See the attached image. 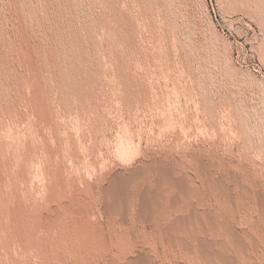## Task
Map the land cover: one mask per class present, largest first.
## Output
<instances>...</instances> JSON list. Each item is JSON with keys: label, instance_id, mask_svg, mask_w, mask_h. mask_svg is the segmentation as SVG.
<instances>
[{"label": "rangeland", "instance_id": "obj_1", "mask_svg": "<svg viewBox=\"0 0 264 264\" xmlns=\"http://www.w3.org/2000/svg\"><path fill=\"white\" fill-rule=\"evenodd\" d=\"M202 241L264 264V0H0V264H223Z\"/></svg>", "mask_w": 264, "mask_h": 264}, {"label": "bare ground", "instance_id": "obj_2", "mask_svg": "<svg viewBox=\"0 0 264 264\" xmlns=\"http://www.w3.org/2000/svg\"><path fill=\"white\" fill-rule=\"evenodd\" d=\"M157 164V163H156ZM162 164H163V162H162ZM163 165H165V164H163ZM163 165H155L154 164V166L152 167V166H150V168L151 169H147V170H153L154 172H157L158 174H159V182H160V185L162 184V185H169V186H171V187H175L176 189H179L181 192H182V194L184 193L186 196L187 195H189V193H191L192 192V190H190V189H188L187 187L188 186H186L185 185V182H180V181H178V180H176L175 179V177H173V175H172V172H170L168 169H166ZM203 167V166H202ZM205 167V166H204ZM148 168V167H147ZM206 169H207V167H205ZM208 169H209V167H208ZM149 172V171H148ZM140 173V172H139ZM142 173V172H141ZM153 174V173H152ZM145 175V174H144ZM136 177H137V175H136ZM119 178V177H118ZM121 178V177H120ZM119 178V179H120ZM136 179V178H135ZM181 179V178H180ZM239 179V178H238ZM128 180V179H127ZM130 180V179H129ZM186 180V179H185ZM126 180H125V178H124V180H119L118 182H115V184L109 189V194L110 195H112L114 198L113 199H115V201H114V203L110 206V211H113V212H118L120 209H121V207L124 205V200H122V198L120 199L119 198V195L121 194H126L127 195V193H128V190H129V188L127 187V185L129 186L130 184H128L127 183V185H126V182H125ZM134 181V180H133ZM129 182V181H128ZM148 182V181H147ZM188 182V181H187ZM191 183V182H190ZM213 183V182H212ZM190 186V185H189ZM245 186V185H244ZM248 186V185H247ZM152 187V186H151ZM163 187V186H162ZM169 191V190H168ZM190 191V192H189ZM145 192H147V191H145ZM179 192V191H178ZM148 193V192H147ZM108 194V195H109ZM109 195V196H110ZM128 195H129V193H128ZM154 195V194H153ZM151 196L150 195V193H149V195H147V196H145V198H144V204H143V212L144 213H146V214H150V213H152L153 211H152V209L153 210H155V208H153V205H158V203H160V201H158V199H157V197H154V196ZM192 195V194H191ZM203 195V194H202ZM259 195V194H258ZM130 196V195H129ZM158 196V195H157ZM190 196V195H189ZM261 196V195H260ZM123 197H124V195H123ZM142 197V196H141ZM128 198V197H127ZM159 198V197H158ZM263 198V197H262ZM175 199V198H174ZM190 199V198H189ZM223 199V198H222ZM261 199V198H260ZM128 200V199H127ZM126 200V201H127ZM159 200H160V198H159ZM124 201V202H123ZM129 201V200H128ZM175 202H176V200H175ZM199 202V201H198ZM225 202V201H224ZM110 204V203H109ZM128 204V203H127ZM142 204V203H141ZM163 204V203H162ZM195 205V204H194ZM68 206V205H67ZM72 206V205H71ZM160 206V205H159ZM107 207V206H106ZM125 207H126V205H125ZM158 207V206H157ZM61 209V208H60ZM121 211V210H120ZM156 211V210H155ZM142 212V211H141ZM141 212H140V214H141ZM61 213V212H60ZM66 213V212H65ZM111 213V212H110ZM122 213V212H121ZM193 213V212H192ZM196 213V212H195ZM203 213H204V211H203ZM58 212H57V216H58ZM67 214V213H66ZM114 214V213H113ZM197 214V213H196ZM199 214V213H198ZM215 214V213H214ZM65 215V214H64ZM68 215V214H67ZM152 215H154V213L152 214ZM193 215V214H192ZM56 216V217H57ZM60 216V215H59ZM58 216V217H59ZM66 216V215H65ZM149 215H147V217H148ZM212 215H210V219H211V221L213 220L212 218H213V216L211 217ZM55 217V218H56ZM64 217V216H63ZM156 217V216H155ZM196 217H197V215H196ZM195 217V218H196ZM209 217V216H208ZM60 218H62V216L60 217ZM70 218H71V216H70ZM182 218V217H181ZM192 218H194V217H192ZM192 218H191V220H192ZM194 218V219H195ZM199 218V217H198ZM56 219H58V218H56ZM66 219V218H65ZM125 219V218H124ZM209 219V218H208ZM62 220V219H61ZM68 220H70V219H68ZM71 220H73V219H71ZM70 220V221H71ZM127 220V219H126ZM185 220V219H184ZM199 220H200V218H199ZM228 220V219H227ZM195 221H197V219H195ZM214 221V220H213ZM217 221H218V219H217ZM220 221V220H219ZM65 222V221H64ZM177 222V221H176ZM189 222V221H188ZM203 222V221H202ZM201 222V223H202ZM187 222L186 221H179L178 223H177V225L176 224H173V225H176V226H178V227H181L182 228V226H184L185 224H186ZM191 223H192V221H191ZM193 223L195 224V222L193 221ZM222 223V222H221ZM224 223V222H223ZM227 223V222H226ZM63 224V223H62ZM67 224V223H66ZM70 224H71V222H70ZM193 224V225H194ZM215 224V223H214ZM217 224V223H216ZM229 224H230V222H229ZM85 225V224H84ZM189 225V224H188ZM196 225V224H195ZM224 225V224H223ZM226 225V224H225ZM232 225V224H231ZM86 226V225H85ZM175 226V227H176ZM192 226V225H191ZM201 226V225H200ZM61 227H62V225H61ZM66 227V226H65ZM68 227V226H67ZM83 227V226H82ZM168 227V226H167ZM189 227V226H188ZM223 227V226H222ZM225 227V226H224ZM71 228V227H70ZM67 229V230H70V231H67V236L70 238V248L69 249H67L68 251H69V254L70 255H72V256H74L75 258H77L78 260H80V261H82L83 262V259L85 260L86 259V257L87 256H92L91 254H92V252L93 253H95L92 249L93 248H95V247H93L92 246V248H90V247H88L87 245H83L80 241V237H78L77 235H78V231H79V229H78V231H77V229H75V231H77V232H75V231H71V229ZM169 228V227H168ZM173 228V227H172ZM205 228V227H204ZM216 228V227H215ZM218 228V227H217ZM226 228V227H225ZM63 229V228H62ZM85 229V228H84ZM87 229H89V227L87 228ZM170 229H171V227H170ZM174 229H176V228H174ZM173 229V230H174ZM64 230H66V229H64ZM86 230V229H85ZM85 230H83V232L85 231ZM236 230V229H235ZM82 231V230H81ZM88 232H90L89 230H87ZM182 231V230H181ZM227 231H228V233L230 234V236L233 238V240L236 242V244L238 245V246H240L239 248H241V246L243 245V240L241 241V237H239L237 234H239L238 232L236 233L234 230H233V227H229L228 225H227ZM64 232V231H63ZM62 232V233H63ZM82 232V233H83ZM86 232V231H85ZM174 232V231H173ZM179 232V231H178ZM183 232H184V230H183ZM75 233H77V235L75 234ZM90 234H93L92 232L90 233ZM242 234V233H241ZM85 235V234H84ZM87 235V234H86ZM96 235V234H95ZM250 235V234H249ZM89 236H92V235H89ZM63 237H65V235H63ZM66 238V237H65ZM65 238H63L64 240H65ZM83 238H84V241H85V236H83ZM95 238V236L93 237V239ZM92 239V238H91ZM98 239V238H97ZM178 239V238H177ZM180 240L182 239V238H179ZM80 240V241H79ZM182 240H184V239H182ZM206 240V239H205ZM222 241V240H221ZM65 242H67V241H65ZM88 242V241H87ZM91 242H96L95 240L94 241H91ZM100 242V241H99ZM203 243H202V246L200 245V247H201V249L199 250V251H201L202 252V254L205 256V257H207L209 260H212L213 258H214V256L213 255H217V253H216V251L214 250V248L211 246V244L208 242V243H206L205 241H202ZM205 242V243H204ZM224 242V241H223ZM256 243H257V241H256ZM66 244V243H65ZM87 244V243H86ZM91 244L92 243H90V246H91ZM98 244V243H97ZM186 244V243H185ZM189 244V243H188ZM213 244V243H212ZM64 245V244H63ZM94 245V244H93ZM96 245V244H95ZM214 245V244H213ZM245 245V244H244ZM67 246V245H66ZM97 246H99V245H97ZM191 246V245H190ZM242 247H244V246H242ZM246 247V246H245ZM259 247H260V245H259ZM228 248V247H227ZM98 249V248H97ZM216 249V248H215ZM242 249V248H241ZM96 250V249H95ZM100 250V249H99ZM231 250V249H230ZM243 250V249H242ZM245 250V249H244ZM123 252V251H122ZM246 252V251H245ZM65 253H67V251L65 252ZM64 253V254H65ZM68 254V253H67ZM97 254V253H96ZM95 254V255H96ZM222 254V253H221ZM224 254V253H223ZM66 255V254H65ZM226 255V254H225ZM225 255L223 256V255H217V256H219L220 257V259H221V261H222V263L223 264H233V263H231L226 257H225ZM68 256V255H67ZM118 256V255H117ZM213 256V258L212 259H210L211 257ZM106 257V256H105ZM140 257V256H139ZM228 257V256H227ZM230 257V256H229ZM88 258V257H87ZM203 258V257H202ZM65 259V258H64ZM90 259V258H89ZM216 259V258H215ZM68 260V259H67ZM103 260V259H102ZM231 260V259H230ZM233 260V259H232ZM231 260V261H232ZM20 261V260H19ZM151 261V260H150ZM149 260H147V259H143V257H142V259H135V260H130V262L128 261V264H152L151 262H150ZM153 261V260H152ZM86 262V261H85ZM119 262V261H118ZM212 262V261H211ZM214 262V261H213ZM80 263V262H79ZM114 263V262H113ZM120 263V262H119ZM66 264V263H65ZM68 264V263H67ZM84 264V263H83ZM90 264V263H89ZM110 264V263H109ZM213 264V263H212ZM214 264H215V262H214ZM235 264H236V262H235Z\"/></svg>", "mask_w": 264, "mask_h": 264}]
</instances>
